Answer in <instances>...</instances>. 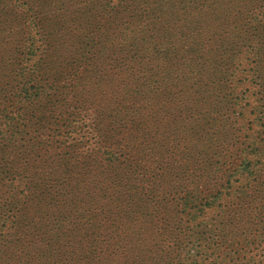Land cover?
<instances>
[{
    "label": "rangeland",
    "instance_id": "1",
    "mask_svg": "<svg viewBox=\"0 0 264 264\" xmlns=\"http://www.w3.org/2000/svg\"><path fill=\"white\" fill-rule=\"evenodd\" d=\"M0 264H264V0H0Z\"/></svg>",
    "mask_w": 264,
    "mask_h": 264
},
{
    "label": "trees",
    "instance_id": "2",
    "mask_svg": "<svg viewBox=\"0 0 264 264\" xmlns=\"http://www.w3.org/2000/svg\"><path fill=\"white\" fill-rule=\"evenodd\" d=\"M140 113H137L134 116L128 115V119L127 122L125 123H120V127L121 129H119L122 132H126L131 130L132 128H134V126L132 124L135 125V122L137 120V117ZM257 151V149H254L252 152L255 153ZM249 168L245 169L244 172L248 173L249 172ZM227 195H229L227 193ZM86 197V196H85ZM86 200L80 192H78L76 194V196L74 197V199H72L71 201L69 200H61L60 203H55L54 205L51 206V208H49L48 210H46L45 212H42V216L40 219V222L45 226L47 224H51L52 223V218H54L55 222L56 221H60V220H66L69 218V211L70 213L73 211H78L81 210V208L83 207V201ZM65 206H70L71 209L67 210L65 208ZM114 212V211H113ZM122 222L117 221V219H111L110 221V225L112 227V231H119L120 227H121ZM105 246L100 247L99 249L95 250L94 255H99L100 251L104 250Z\"/></svg>",
    "mask_w": 264,
    "mask_h": 264
}]
</instances>
